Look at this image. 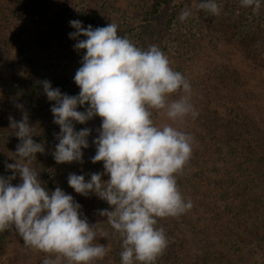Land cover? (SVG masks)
Here are the masks:
<instances>
[{"label": "rangeland", "instance_id": "obj_1", "mask_svg": "<svg viewBox=\"0 0 264 264\" xmlns=\"http://www.w3.org/2000/svg\"><path fill=\"white\" fill-rule=\"evenodd\" d=\"M153 2L5 0L2 3L5 18L13 17L20 27L17 33L25 37L10 48L0 46V137L12 140L0 143V168L10 173L5 165L15 163L14 154L20 143L7 128L9 117L19 122L27 113L33 140L43 144L45 149L44 153L36 154L32 165L43 184V163L55 151L60 128L53 122L51 112L55 102L48 100L40 82L49 81L62 94L78 95L80 89L74 76L85 53L75 50L77 41L70 39L69 34L76 30L69 22L79 20L83 27L91 25L94 29L116 23L118 35L133 37L131 41L141 49L156 45L168 56L171 67L190 82L191 101L199 113L197 118L188 117L183 123H174L158 114L153 116L158 125L172 124L191 134L194 138L192 158H195L186 165L184 174L177 177L182 195L186 201L191 200L193 207L178 217L158 221L157 227H162L168 237V247L155 264H238L234 256L227 255L226 245L213 238L219 232H226L236 218L224 189L237 193L241 190L238 188L240 175L234 169L240 158L230 160L228 137L245 136L243 138L252 146V156L264 158V0L258 11L242 6L240 0H216L221 8L219 16L197 9L200 0H174L152 17ZM185 9L192 14L181 21L179 16ZM84 110L78 108V111ZM73 123L76 131L91 130L89 147L82 149L83 163L58 164L54 160L53 191L59 187L72 195L88 222L100 223L97 242L108 250L107 255L94 264H121L122 238L107 223V217L99 214L110 210V206L94 194L87 197L77 194L67 183L70 173L84 175L87 181L91 173L104 171L103 162H91L96 151L93 140L98 137L101 118L94 117L84 125ZM210 130L217 136L211 135ZM213 152L215 156L208 159ZM102 179L107 180L108 176ZM220 180L224 188L217 187ZM20 182L17 174L12 183L15 186ZM233 199L236 198L233 196ZM250 223L246 221L247 225ZM235 224L239 225L238 220ZM104 233H108L106 239ZM248 243L245 254L252 263H259L264 259L263 251ZM235 247L240 248V244ZM48 255L25 247L14 229L0 232V262L3 264H14V259L20 256L22 264H43Z\"/></svg>", "mask_w": 264, "mask_h": 264}, {"label": "clouds", "instance_id": "obj_2", "mask_svg": "<svg viewBox=\"0 0 264 264\" xmlns=\"http://www.w3.org/2000/svg\"><path fill=\"white\" fill-rule=\"evenodd\" d=\"M258 11L261 0H240ZM197 9L219 16L216 0H200ZM191 10L181 12L184 21ZM75 50L84 51L74 82L78 95L62 94L49 81L40 82L59 126L58 144L52 153L58 164L83 163L91 130L76 131L74 123L101 118L93 164L103 162L102 173H70L68 185L79 195H96L110 210L100 211L122 238L121 264H155L168 247V237L158 221L185 214L193 207L185 200L177 177L184 174L193 153L194 138L172 124L158 125L154 114L174 123L199 115L191 101V84L171 67L168 56L156 45L137 47L118 35V25L87 28L72 20ZM84 37V39H80ZM173 96H179L173 99ZM17 107H21L17 105ZM84 108V111H78ZM10 128L20 140L15 163L6 164L13 175L0 176V232L13 230L25 247L49 254L43 264H94L107 255L97 242V226L91 225L72 195L57 187L48 191L32 166L44 145L33 140V128L24 113L21 121L9 117ZM17 174L20 183L13 185ZM108 176L107 180L102 179ZM108 233H104L106 239ZM54 256V258H52Z\"/></svg>", "mask_w": 264, "mask_h": 264}, {"label": "trees", "instance_id": "obj_3", "mask_svg": "<svg viewBox=\"0 0 264 264\" xmlns=\"http://www.w3.org/2000/svg\"><path fill=\"white\" fill-rule=\"evenodd\" d=\"M4 1L5 0H0V46L7 49L12 47L16 42H19V40H24L25 35L20 37L19 33H17L20 27L15 24L13 17L8 15V17L5 18L6 14L2 5ZM173 1L174 0H154L150 15H152V17L156 16L162 7L170 5ZM9 14L11 13L9 12ZM127 38L131 40L133 37L128 35ZM7 128H9L11 132L10 135L13 136L12 134L15 133L16 130L11 129L10 126ZM209 132L212 131L210 130ZM211 135L217 136L215 131H213ZM3 137L4 136L0 137L1 144L11 140V138H9L8 141L3 140ZM243 137L245 136L241 137L240 134L236 138L232 139L228 137L227 139L230 160L236 161L240 158V161H236L237 168H234L240 175L241 184H238L240 187L234 183L236 180L231 182L241 189L240 192L237 193L236 190H234V194V191L224 189L226 190L224 191L226 198H230L228 200L231 202V207L236 211L234 212L236 218L230 223L231 227H227V231L222 234L219 232V234L213 238V241H222V245H226L227 255L234 256L239 262L238 264H254L248 257V254H245V245H247V241H249L248 246H250V244H255L256 249L262 250L264 256V158L257 159L253 157L252 146L248 145L250 141H246ZM215 154L214 152L211 154L209 153L208 159L212 160ZM193 159L195 158L191 157V163ZM5 163L7 162L5 161ZM53 166L54 158L52 155L48 161H44L43 163V185L48 191H53L54 189ZM4 169L5 168L2 167L0 168V176L5 178L12 176L11 171L7 173L3 171ZM222 184L223 181L220 180V184H217V187H221ZM222 188H224V186H222ZM233 196L236 199H233ZM231 207H228V209ZM237 216L240 218H237ZM237 220L239 225L235 224ZM246 221H250L251 223L247 225ZM210 227L211 226L208 225V228ZM223 241H225V243ZM237 243L240 244V248L238 249L235 247ZM19 258H21V261ZM22 259V256L15 258L14 264H22ZM0 264L3 263L0 262ZM255 264H264V259L259 261V263L256 261Z\"/></svg>", "mask_w": 264, "mask_h": 264}]
</instances>
